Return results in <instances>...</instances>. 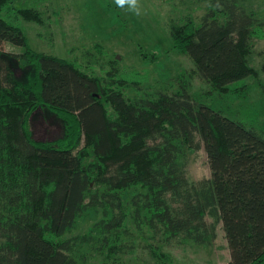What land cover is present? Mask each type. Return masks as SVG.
I'll list each match as a JSON object with an SVG mask.
<instances>
[{
	"label": "trees",
	"instance_id": "obj_1",
	"mask_svg": "<svg viewBox=\"0 0 264 264\" xmlns=\"http://www.w3.org/2000/svg\"><path fill=\"white\" fill-rule=\"evenodd\" d=\"M15 1L0 0V264H78L70 253L87 236L66 234L90 209L110 214L101 228L118 234L124 194L136 187L134 213L151 230L204 243L215 236L211 214L223 224L230 264H264V138L200 103L186 83L131 99L125 89L139 81L33 50L17 21L41 15ZM246 1L212 0L200 23L171 26L175 47L216 89L254 73L248 56L264 22ZM40 110L65 122L63 135L35 138ZM202 147L212 176L190 182L183 158Z\"/></svg>",
	"mask_w": 264,
	"mask_h": 264
},
{
	"label": "rangeland",
	"instance_id": "obj_2",
	"mask_svg": "<svg viewBox=\"0 0 264 264\" xmlns=\"http://www.w3.org/2000/svg\"><path fill=\"white\" fill-rule=\"evenodd\" d=\"M211 2L140 0V15L117 7L115 0H17L11 6L40 13L41 21H17L33 50L77 62L89 73L107 76L114 71L118 78L139 81L125 89L131 99L173 93L186 83L200 103L264 138V38H254L255 46L248 56L254 73L224 89H216L196 75L194 61L175 47L171 26L188 19L200 23ZM242 4L264 22V0ZM4 48L8 52L23 51L9 43ZM41 111L34 117L41 115L43 119L33 117L32 121L35 138L57 139L63 135L65 122L50 111L44 112V117ZM183 162L190 182L211 178L204 147L186 150ZM138 191L137 187L130 188L124 194L127 215L118 234L103 233L101 223L110 214L102 209H90L77 220L65 238L87 236L88 242L75 244L70 253L78 264H230L223 224L216 223L213 215H207L206 221L216 224L215 236L206 242H194L183 235L169 237L160 230H151L145 218L136 217L131 199Z\"/></svg>",
	"mask_w": 264,
	"mask_h": 264
},
{
	"label": "clouds",
	"instance_id": "obj_3",
	"mask_svg": "<svg viewBox=\"0 0 264 264\" xmlns=\"http://www.w3.org/2000/svg\"><path fill=\"white\" fill-rule=\"evenodd\" d=\"M115 4L117 7L125 8L135 15L141 14L140 0H115Z\"/></svg>",
	"mask_w": 264,
	"mask_h": 264
}]
</instances>
